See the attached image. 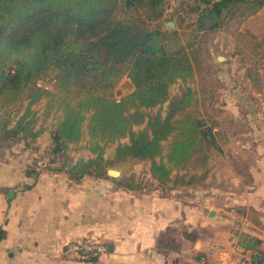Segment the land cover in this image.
I'll return each mask as SVG.
<instances>
[{
	"label": "trees",
	"instance_id": "1",
	"mask_svg": "<svg viewBox=\"0 0 264 264\" xmlns=\"http://www.w3.org/2000/svg\"><path fill=\"white\" fill-rule=\"evenodd\" d=\"M240 3L252 12L264 6V0H196L190 8L197 15L195 28H219ZM121 6L141 9L145 18H117ZM166 8V0H0V143L23 139L30 145L53 118L52 170H64L76 181L90 174L143 189L141 177L108 173V167L132 157L149 161V178L157 184H177L173 170L186 167L207 145L216 146V138L192 84L194 56L171 43L177 29L146 23L162 18ZM43 75L54 80L52 88L38 84ZM125 75L133 89L117 96ZM178 81L179 91L172 94ZM86 137L93 155L75 160L70 145ZM111 145L115 151L108 157ZM27 174H37L35 167ZM261 241L247 232L239 236L242 246L256 249L255 260Z\"/></svg>",
	"mask_w": 264,
	"mask_h": 264
},
{
	"label": "crops",
	"instance_id": "2",
	"mask_svg": "<svg viewBox=\"0 0 264 264\" xmlns=\"http://www.w3.org/2000/svg\"><path fill=\"white\" fill-rule=\"evenodd\" d=\"M254 27L233 29L232 44L250 30L259 33ZM235 61L218 60L219 98L211 104L216 150L195 183L129 189L90 174L73 180L49 168L51 126L30 145L0 143V264H242L256 252L239 243L242 232L259 237L264 251V74L259 84L249 73L241 83L230 68ZM123 83L125 93L133 89L127 75L115 89ZM86 143L87 137L70 145L75 160L93 155ZM29 166L37 174H27ZM82 239L107 249L96 259L66 250Z\"/></svg>",
	"mask_w": 264,
	"mask_h": 264
},
{
	"label": "rangeland",
	"instance_id": "3",
	"mask_svg": "<svg viewBox=\"0 0 264 264\" xmlns=\"http://www.w3.org/2000/svg\"><path fill=\"white\" fill-rule=\"evenodd\" d=\"M195 2L196 0H166V6L172 5V10H166L162 18L148 20L146 23L151 28L177 29L178 36L174 37L171 43L184 45L186 49L191 52L192 56H194L195 67L198 70L199 79L197 81L195 77L192 84L198 91L201 114L205 119V123L211 126V104L215 97L219 98L218 87L220 82L217 81L219 69L218 60L215 59L218 53L225 55L227 58L228 56H233L236 59L235 63L230 67L235 79L241 80L242 83V76H246V74L249 73L250 77L256 83H260L259 77L264 74V9L259 10V13L255 14L257 11L252 12L251 6L240 3L236 5L233 10L225 14L223 24L219 28L202 31L195 28L194 22L197 15L190 10ZM131 16H140L142 18L144 14L141 9H126L123 6L119 7L116 12V17L120 19H129ZM167 20H174L176 25L175 28L166 25ZM243 23L248 24L249 27L255 24L254 28L258 27L260 32L255 33L250 30L249 33L246 34V39L239 40L240 44L233 45L231 42L233 29L239 28ZM250 36L253 39H250ZM256 41H260L258 45H256ZM236 42H238V38ZM243 42H245V45L242 44ZM247 42L250 44L246 45ZM203 73L204 75L202 77ZM38 84L52 88L54 80L48 75H43L38 79ZM179 88L180 81L171 86V93L174 94L178 92ZM126 91H128V85L127 83H123V86L117 90L115 89L114 93L115 95H121ZM262 97H264V95H262ZM41 105L42 104H37L36 107H41ZM166 107L167 102L163 105V110L166 109ZM56 120L57 119L49 118L47 120L48 126L52 127V124H54ZM136 128H138V126ZM127 139L128 138H125L124 140ZM167 142L168 140L165 141L166 145ZM114 146L115 145H111L107 147L105 152L106 156H111ZM48 150H50V148ZM214 150H216L214 144L207 145L205 150L197 153L186 167L175 168L173 170V178H178L176 183L197 182V178L206 172L208 166H210L209 157H206L212 155ZM149 164V161L130 157L119 161L112 165V167L122 169L121 177L134 174L137 178H143L146 187L152 188L157 182L149 178Z\"/></svg>",
	"mask_w": 264,
	"mask_h": 264
},
{
	"label": "built area",
	"instance_id": "4",
	"mask_svg": "<svg viewBox=\"0 0 264 264\" xmlns=\"http://www.w3.org/2000/svg\"><path fill=\"white\" fill-rule=\"evenodd\" d=\"M107 249V244L103 241L82 239L67 244L66 250L78 256L80 259H87L90 256H98ZM242 264H264V251L260 256V259L255 260L247 259L246 257L241 258Z\"/></svg>",
	"mask_w": 264,
	"mask_h": 264
},
{
	"label": "water",
	"instance_id": "5",
	"mask_svg": "<svg viewBox=\"0 0 264 264\" xmlns=\"http://www.w3.org/2000/svg\"><path fill=\"white\" fill-rule=\"evenodd\" d=\"M166 25L170 26L171 28H175V21L174 20H167L166 21ZM227 57L223 54H220L218 53L217 54V59L218 60H225ZM44 86V85H43ZM46 87V86H45ZM49 88V87H47ZM108 173L111 175V176H114V177H121L122 175V169L121 168H117V167H108ZM213 213V211H212Z\"/></svg>",
	"mask_w": 264,
	"mask_h": 264
}]
</instances>
